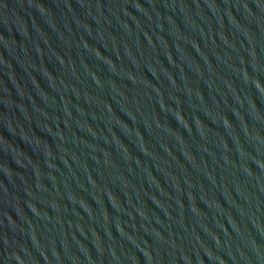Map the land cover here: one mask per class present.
<instances>
[{
    "label": "water",
    "instance_id": "obj_1",
    "mask_svg": "<svg viewBox=\"0 0 264 264\" xmlns=\"http://www.w3.org/2000/svg\"><path fill=\"white\" fill-rule=\"evenodd\" d=\"M0 264H264V0H0Z\"/></svg>",
    "mask_w": 264,
    "mask_h": 264
}]
</instances>
